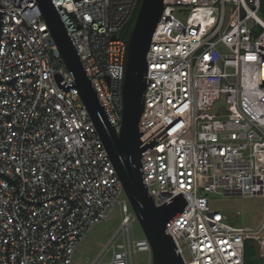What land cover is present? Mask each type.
Returning a JSON list of instances; mask_svg holds the SVG:
<instances>
[{"label": "built area", "instance_id": "obj_1", "mask_svg": "<svg viewBox=\"0 0 264 264\" xmlns=\"http://www.w3.org/2000/svg\"><path fill=\"white\" fill-rule=\"evenodd\" d=\"M53 1L118 132L126 53L121 32L139 0ZM260 3L165 0L147 51L138 129L155 122L140 139L142 146L153 137L158 142L140 163L155 205L178 193L187 202L166 228L184 264H245L246 243L264 264V219L256 228L237 226L211 209L208 198L218 189L225 196L264 195ZM0 5V80L35 70L17 77L16 89L0 83V112L11 115L7 121L0 114V172L25 199L65 195L74 204L63 216L66 198L28 203L0 177V225L6 229L0 226V264H7L8 234L10 264H72L84 237L116 205L120 225L90 264H136L133 256L150 253V244L134 236L138 218L77 88L62 90L54 78L59 73L72 81L36 0ZM222 97L224 106H218ZM48 235L61 240L53 243Z\"/></svg>", "mask_w": 264, "mask_h": 264}, {"label": "water", "instance_id": "obj_2", "mask_svg": "<svg viewBox=\"0 0 264 264\" xmlns=\"http://www.w3.org/2000/svg\"><path fill=\"white\" fill-rule=\"evenodd\" d=\"M36 2L56 42L61 58L70 72L72 81L65 82L59 73H55L54 78L62 90H68L72 87L77 88L121 181L130 205L138 218L143 235L150 244L149 264H184L171 235L166 232V228L183 210L187 202L182 193H178L162 205H155L145 186L142 165L140 163L143 153L158 142L153 137L142 146L140 136L153 126L155 122L142 132L138 129V123L144 108L147 88L146 55L157 22L163 11L165 0H139L126 33L124 39L126 53L124 54L122 75L123 109L121 128L118 132L111 124L93 83L86 73L77 47L61 19L54 1L36 0ZM260 4L264 16V0H261ZM3 12L4 7L0 5V37ZM258 47L261 48L260 55H262V84H259L262 87L264 86V47L260 45ZM34 73L35 70L32 69L27 74L16 75L5 81L0 80V83L11 84L15 88L14 80L17 77L30 76ZM16 92L20 98H23L21 93L17 90ZM0 114L7 121H10L11 115L1 112ZM0 177L4 181L13 184L16 188V184L11 176L0 172ZM17 193L23 200L32 204L41 203L57 196L64 197L69 203V210L63 216L70 213L74 207L72 200L65 195H55L40 201H32L23 198L18 190ZM53 220L48 223L47 232L49 224ZM48 238L53 243L61 240L54 241L49 235ZM9 245L10 239L8 234L5 249L7 264H10Z\"/></svg>", "mask_w": 264, "mask_h": 264}, {"label": "rangeland", "instance_id": "obj_3", "mask_svg": "<svg viewBox=\"0 0 264 264\" xmlns=\"http://www.w3.org/2000/svg\"><path fill=\"white\" fill-rule=\"evenodd\" d=\"M176 15L182 20L185 18L182 14L176 13ZM218 106H224L223 97L219 100ZM208 198L211 209L220 211L226 215L229 221L237 226L256 228L264 219V195L225 196L221 190L218 189L214 192H210ZM119 225V207L116 205L109 216L93 227L84 237L74 253L72 264H90L116 232ZM133 232L136 238L143 236L142 229L138 222L134 223ZM109 257L110 254L106 253L102 257V260H108ZM99 258H101V255ZM133 258L136 264H149L150 253L137 252Z\"/></svg>", "mask_w": 264, "mask_h": 264}, {"label": "trees", "instance_id": "obj_4", "mask_svg": "<svg viewBox=\"0 0 264 264\" xmlns=\"http://www.w3.org/2000/svg\"><path fill=\"white\" fill-rule=\"evenodd\" d=\"M131 20L132 18L124 26L121 32V38L123 39H125V36L128 31ZM255 255L256 253H255L254 248L249 243H246L245 245V264H263L262 260L258 256H255Z\"/></svg>", "mask_w": 264, "mask_h": 264}]
</instances>
